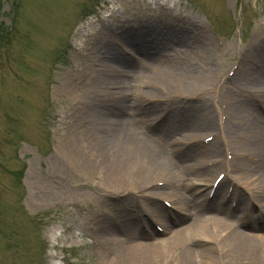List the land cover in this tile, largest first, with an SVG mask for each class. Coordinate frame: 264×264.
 Segmentation results:
<instances>
[{
  "label": "bare ground",
  "instance_id": "6f19581e",
  "mask_svg": "<svg viewBox=\"0 0 264 264\" xmlns=\"http://www.w3.org/2000/svg\"><path fill=\"white\" fill-rule=\"evenodd\" d=\"M140 13L117 25L99 23L104 41L98 40L94 50H100L94 67L86 66L87 57L82 55L85 62L67 77L78 104L75 110H67L70 121L65 118L62 123L63 136L71 140L65 144L81 160L74 165L80 178L81 172L89 171L93 180L86 186L74 185L75 179L69 176L68 180L63 171L59 178L71 183L69 190L75 195L79 189H90L108 200V205L99 201L88 221H100L99 234L106 241L100 243L120 251L110 259L113 264H264V25L258 26L262 35L255 30L236 59L235 76L230 78L222 69L226 59L213 64L212 46L216 45L208 37L199 50L182 27ZM114 26L116 43L130 44V36L136 34L157 50L166 46L157 36L173 32L186 62L201 54L205 65L198 73L185 63L173 69L148 60L146 66L150 64L153 72L148 73L147 82L132 88L120 81L118 66L135 76L143 64L134 67L118 56H108L112 44L107 36ZM83 74L89 76L90 86L101 89L98 93L108 101L106 106L88 101V94L77 84ZM193 118L198 126L214 123L217 128L218 124L211 132L214 143L205 144L206 137L193 129L180 131ZM199 150L207 154L206 159L197 155ZM60 157L74 162L69 152ZM218 169L226 177L215 190L212 183ZM55 172L49 178L55 179ZM96 179L97 184H90ZM226 186L234 190L228 193L227 189L228 195H223L221 189ZM213 189L211 197L208 190ZM161 198L170 202V208L157 203ZM152 220L165 230L174 224L175 230L157 240L158 232L146 229ZM133 229H138L137 237ZM182 241L184 246L179 245Z\"/></svg>",
  "mask_w": 264,
  "mask_h": 264
},
{
  "label": "rangeland",
  "instance_id": "374dc122",
  "mask_svg": "<svg viewBox=\"0 0 264 264\" xmlns=\"http://www.w3.org/2000/svg\"><path fill=\"white\" fill-rule=\"evenodd\" d=\"M2 1V21L12 34L9 43L0 50V264H113L110 259L120 251L100 243H106L99 234L100 221L95 224L88 221L90 209L99 206V201L104 205L107 200L90 189H79L75 195L69 190L71 183L68 185L64 177L59 178L63 171L65 178L75 179L74 185L86 186L93 180L89 171H80V178L73 169V164L81 160L67 148L65 142L71 140L63 136L62 123L65 118L69 120L67 110H75L78 104L71 96L67 77L85 62L82 55L87 57L86 66L94 67V59L100 51L99 48L94 50L100 45L98 40L104 41L94 31L97 29L95 22L106 18L109 19L107 23L117 25L143 12L180 24L196 34L203 26L211 40L222 48L235 45L232 56L228 49L221 52L223 56L211 55L214 65L226 58L222 69L228 71L231 61L253 39L255 30L262 35L258 26L264 25V0H18V4L16 0ZM209 19L220 35L208 25ZM233 19L237 22L235 27ZM115 28L107 36L112 44L107 50L110 57L115 52L119 56ZM159 37L167 50L151 54L150 64L164 62L163 65L175 69L185 63L198 73L202 71L205 57L200 54L198 59L184 62L176 35L169 32L166 37ZM130 38L127 51L146 62L141 52H151L146 45L147 38L136 34ZM120 69L125 70L121 66ZM140 71L148 74L151 70L143 67ZM146 76L138 72L132 88L147 82ZM90 83L89 76L83 74L77 84L82 86L85 95L88 94V101L95 100L106 106L108 101L99 96L101 91L98 93L101 89ZM213 124L198 126L197 119L193 118L180 131L193 129L196 135L207 136L219 128L218 124L217 128ZM73 147L76 149L75 139ZM63 152L72 155L73 164L61 159L59 154ZM197 153L206 159L207 154L202 150ZM58 162L62 169L58 166L57 177L51 180L46 174L49 169L56 173ZM21 168L25 172L20 177ZM92 183L97 184V179ZM172 226L169 229H173ZM53 233L57 234L55 238H52ZM73 234L75 238L69 240ZM184 243L179 245L184 246Z\"/></svg>",
  "mask_w": 264,
  "mask_h": 264
}]
</instances>
